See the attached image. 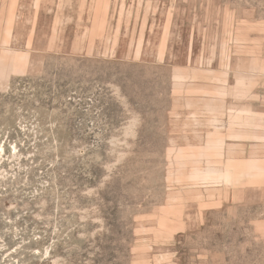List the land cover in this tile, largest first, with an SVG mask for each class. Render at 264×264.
<instances>
[{"label": "rangeland", "instance_id": "1", "mask_svg": "<svg viewBox=\"0 0 264 264\" xmlns=\"http://www.w3.org/2000/svg\"><path fill=\"white\" fill-rule=\"evenodd\" d=\"M0 264H264V0H0Z\"/></svg>", "mask_w": 264, "mask_h": 264}]
</instances>
